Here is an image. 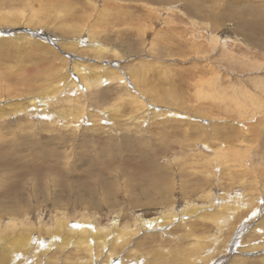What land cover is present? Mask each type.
I'll use <instances>...</instances> for the list:
<instances>
[{
    "label": "rangeland",
    "instance_id": "1",
    "mask_svg": "<svg viewBox=\"0 0 264 264\" xmlns=\"http://www.w3.org/2000/svg\"><path fill=\"white\" fill-rule=\"evenodd\" d=\"M220 1L226 7L229 0H0V108L6 112L0 158L12 149L5 143L9 138L27 133H19L24 119L27 127L55 121L62 126V115L75 108L66 100L82 97L78 105L85 113L108 127L123 125L128 140H137L141 129L154 149L170 151L159 163L176 183L170 203L132 208L122 193L115 205L114 188L98 175L91 177L99 184L89 202L72 197L53 205L38 198L20 217L0 211V264H264V0H239L246 10L230 18H244L239 29L208 11ZM86 67L96 74L111 71L97 88L99 103L80 83L61 88L67 75ZM135 73L147 92L134 87ZM164 92L180 93L186 104L149 100ZM49 94L48 109L59 111L58 118L45 115L39 104L25 107L29 97ZM135 108L138 114L148 108L157 113L144 114L141 128L132 130ZM170 110L180 114L164 119ZM86 119L80 144L89 134ZM153 124L156 129L149 128ZM71 128L62 134H72ZM47 130L40 136L51 133ZM27 131L33 134L31 127ZM113 165L135 168L121 158ZM82 176L72 181L86 187L89 180ZM81 192L80 197L91 196L90 188ZM61 223L70 233L84 229L86 239L76 242L77 235L67 236ZM18 233L27 237L22 248L23 241L10 240ZM65 237L72 243L63 244Z\"/></svg>",
    "mask_w": 264,
    "mask_h": 264
},
{
    "label": "bare ground",
    "instance_id": "2",
    "mask_svg": "<svg viewBox=\"0 0 264 264\" xmlns=\"http://www.w3.org/2000/svg\"><path fill=\"white\" fill-rule=\"evenodd\" d=\"M224 4H221L220 1L215 5V9H213V7L211 6L210 8H212V10L208 11H210L212 14L216 13V15H219L215 17H218L219 20L223 21V17L226 21H233V26H236L239 29L238 25L242 24V20L244 18L239 14H237L236 22L234 20H231L230 18L235 14L236 10H246L247 4L242 3L239 0H229L228 4L226 3V7L224 6ZM229 8L232 10H229L228 14H224L222 12L223 10H228ZM251 9L252 8H250V10ZM209 18L212 17L209 16ZM215 18H213V20H215ZM102 48L99 45L95 46L96 50H102ZM184 56L186 57L187 53ZM72 73L73 75L69 77L68 75L66 76L65 81L61 85V88H73L74 84L77 85L78 83H80L87 90L91 88L90 97L92 95L94 98H97L96 101L97 103H99L101 94L97 90V88L100 86L101 81H103L104 79H108L111 71L107 69L106 72H100V74H96L94 70L89 71V68L86 67L85 69H81L79 72L72 71ZM75 76H82V80H77ZM132 78L135 83L134 87L138 88L143 93L147 92V90H145L144 88L145 80L143 78H141L142 81L140 82V76L137 73L133 74ZM38 79L39 77H35V84H38ZM55 80H57L56 76ZM202 85L203 83L201 82V86ZM43 86V84L38 85V87L40 88H42ZM52 90L53 92L57 91L55 89ZM117 94L119 96L122 94V92L117 91ZM180 95V93L174 92V95L172 96L170 92H164L162 95L153 97L151 96L149 100L162 102L172 99L178 104H186L182 99L179 98ZM51 99V94L46 96L41 95L38 98L34 96L33 98L29 97V99L26 101L27 105H25V107L30 106V108H32L34 105L39 104L43 107L41 108V111L44 112L45 115H49L48 113L51 112L52 115H55L58 118V115L60 114L59 111L58 114L56 111H50L48 109L49 100ZM82 100V97H78L76 100H66L65 103H71L75 108L74 110L70 111L67 116H63L61 114V120L66 122L63 123L62 126H59L58 123H56L57 121L53 122L57 125L52 126L50 124H46L44 127L34 126L35 128L30 126L33 131V134H31L28 133L29 131H27L30 128L27 127L30 121L28 119H24V122L22 124L23 128L19 133H27H25V135L23 134V136L17 135L15 138L12 137L13 139L9 138V140L5 142L6 144H8V147L11 146L12 149L10 153H8V156H5L6 159L0 158V198H2L0 199V211L8 214L10 217H20L21 212L31 210L33 205L32 201L37 200L38 198H42L41 202L51 201L53 205H58L60 203L67 204L72 197L76 200H78L77 198H81L83 199V201H86V199H92L96 195V188L99 183L93 184L90 181H92L91 177L98 175L102 176L103 183L109 184L111 188H114L112 190V193L115 194V198L113 200L115 205L119 204V198H116V194L120 197L119 193L127 195L131 199L130 206H132V208H142L145 204H150L151 206L166 204L172 201V198H170V196L171 192L175 190L176 183L173 180V176L170 175L169 170L159 163L164 159L165 156L170 155L171 152L165 151V149L162 151L154 149L151 141L148 140V133L140 129L141 126H139L140 122L138 121V119L141 120L142 118H144V114L151 116L152 114H155L157 112L151 111L152 109L148 108L143 112V114H138V109L135 108L134 112L136 114H134L133 116L137 117H135L134 119H129V128L132 130L140 129V131L139 133H137V140H128L127 132L123 125L113 123V126L108 127L105 120L102 121L100 117L94 118L93 113H85V109L82 106L78 105V103ZM232 102L235 103L233 97H231L230 99V103ZM97 103L95 105H97ZM150 105H154L153 107H157L155 106V104L150 103ZM229 106L226 109L227 112L229 111ZM190 110L192 113H199L195 109L190 108ZM0 111V121L3 123L6 121V119H4V115L6 112L5 110H3V108H0ZM29 112L25 113V116L30 114ZM174 114L179 115L180 112L172 110L166 111L163 113V117L165 119ZM85 115H88V120H86L88 121V123L90 122V127L87 128L89 134H86V137L84 136L85 139H82L83 144H80L81 133L79 128H82L80 127V125L82 124V121L84 122ZM192 117H195V114ZM96 121H99L100 123H96ZM101 121L103 124L101 123ZM15 125L18 126V123H15ZM195 125L198 126V124L196 123ZM71 127H73L74 131L72 134H62L64 131L69 132V130L72 129ZM47 128L50 129L47 130ZM149 128L156 129V125H150ZM44 129L47 131H51V133L48 135L40 136V132ZM134 134L135 133H132L131 136H133ZM11 140L12 145L10 144ZM3 147L5 148L6 145L0 146L1 149H3ZM127 148L133 149L135 151L130 153H123V151ZM6 152H8V150ZM22 152H24V154ZM118 157L123 159V162H125L126 164H135L132 165L135 166V168L124 170L120 165L114 166V162L119 161L120 159ZM128 157H133V159H130ZM3 163H6V165ZM4 168H8L6 169L8 171L3 172ZM77 169L83 170V173L79 171L78 173ZM100 170L103 173H99ZM80 174L83 175V179L86 178L87 180H89V184H87L86 187L79 186L75 183L76 181H72L73 176ZM113 174H116V176L114 177ZM28 176H33V178H31V181H27L29 179L27 178ZM12 178H15L16 181H11ZM39 181H41L43 187L30 186L31 183L34 182L33 185H35ZM118 184L120 187H122L121 191L119 190ZM85 188H90L91 196L89 195V198L85 196L80 197L79 195V193L83 194V192L81 191H83V189ZM30 189L31 191L29 192ZM102 196L104 195L102 194ZM144 198L147 199V201L144 203L140 202ZM102 199L104 202L112 204V201L110 200L112 198L110 197V195L104 196L102 197ZM76 200L73 201L79 202ZM86 202L89 201L87 200ZM91 203L94 206L93 202ZM95 204L97 206L96 208H98V206L100 207L99 202ZM54 209L55 208L53 207L52 210ZM63 226L67 228V231L65 233L67 236L71 237L73 235H77L75 238L76 242L81 239H86L87 234H85L86 231L84 229H80L77 232H74L73 230L70 233V229L68 228V225L66 226L65 223L59 224L58 227L60 228ZM103 230L107 231V228H104ZM115 230L117 233V228H115ZM47 233H49V231ZM97 235L98 233L94 234L95 237ZM5 238L8 239V236H5ZM120 238L121 236H119L116 240ZM10 240L12 241V243H16L18 245H20L23 241L21 248L27 244V237H24L19 233L14 234L12 237H10ZM69 242L72 243V241H70L68 237L63 238V244H68ZM115 242H113L112 244H114ZM52 245L53 244H50L48 249Z\"/></svg>",
    "mask_w": 264,
    "mask_h": 264
}]
</instances>
